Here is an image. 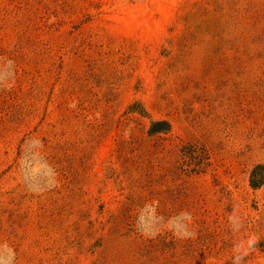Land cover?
Returning a JSON list of instances; mask_svg holds the SVG:
<instances>
[{
    "label": "rangeland",
    "instance_id": "374dc122",
    "mask_svg": "<svg viewBox=\"0 0 264 264\" xmlns=\"http://www.w3.org/2000/svg\"><path fill=\"white\" fill-rule=\"evenodd\" d=\"M0 264H264V0H0Z\"/></svg>",
    "mask_w": 264,
    "mask_h": 264
},
{
    "label": "trees",
    "instance_id": "16d2710c",
    "mask_svg": "<svg viewBox=\"0 0 264 264\" xmlns=\"http://www.w3.org/2000/svg\"><path fill=\"white\" fill-rule=\"evenodd\" d=\"M163 126L166 127L165 130H168L169 125H168L167 122L162 121V122H156V123H154V124L152 125V127H151V134H152V135H156V134H158V133H161V130H162V129H159V128H160V127H163Z\"/></svg>",
    "mask_w": 264,
    "mask_h": 264
}]
</instances>
